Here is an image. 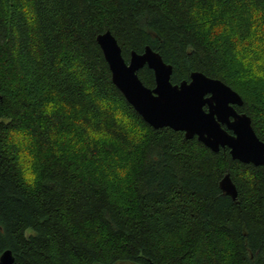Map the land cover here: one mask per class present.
<instances>
[{"label":"trees","instance_id":"16d2710c","mask_svg":"<svg viewBox=\"0 0 264 264\" xmlns=\"http://www.w3.org/2000/svg\"><path fill=\"white\" fill-rule=\"evenodd\" d=\"M107 30L127 61L150 45L175 84L227 83L264 142V0H0V256L264 264V164L148 124L113 83Z\"/></svg>","mask_w":264,"mask_h":264},{"label":"water","instance_id":"95a60500","mask_svg":"<svg viewBox=\"0 0 264 264\" xmlns=\"http://www.w3.org/2000/svg\"><path fill=\"white\" fill-rule=\"evenodd\" d=\"M97 42L113 83L152 127L183 131L187 139L197 137L213 151L229 148L234 159L257 166L264 164V142L253 129L252 118L238 110L244 104L242 96L227 83L194 71L189 81L175 84L171 80L173 65L150 45L141 53L131 51L127 61L110 30L98 34ZM146 66L154 72V87L147 86L139 76ZM232 181L227 173L219 183L227 196L236 200L238 191ZM14 262L10 250L0 256V264Z\"/></svg>","mask_w":264,"mask_h":264},{"label":"rangeland","instance_id":"374dc122","mask_svg":"<svg viewBox=\"0 0 264 264\" xmlns=\"http://www.w3.org/2000/svg\"><path fill=\"white\" fill-rule=\"evenodd\" d=\"M263 63H264V60H263ZM264 76V75H263Z\"/></svg>","mask_w":264,"mask_h":264}]
</instances>
